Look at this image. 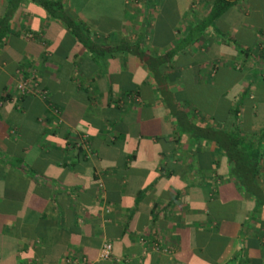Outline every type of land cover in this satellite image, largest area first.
I'll list each match as a JSON object with an SVG mask.
<instances>
[{
  "label": "crops",
  "instance_id": "crops-1",
  "mask_svg": "<svg viewBox=\"0 0 264 264\" xmlns=\"http://www.w3.org/2000/svg\"><path fill=\"white\" fill-rule=\"evenodd\" d=\"M8 1L0 0V264H264V207L252 211L224 157L217 178L214 145L194 147L180 133L133 52L139 40L151 55L180 45L161 67L169 90L213 86L230 109L242 101L243 132L264 131V20L252 15L255 0H237L182 47L212 0H116L108 21L100 0H65L94 52L70 44L68 28L34 3L11 11ZM19 71L33 73L46 99L18 95ZM84 135L89 149L79 153Z\"/></svg>",
  "mask_w": 264,
  "mask_h": 264
},
{
  "label": "trees",
  "instance_id": "trees-1",
  "mask_svg": "<svg viewBox=\"0 0 264 264\" xmlns=\"http://www.w3.org/2000/svg\"><path fill=\"white\" fill-rule=\"evenodd\" d=\"M29 1L40 7L46 14V17L52 20H59L72 34V42L83 45L86 49L94 52L98 46L90 39L89 33L82 20L76 15L71 18L66 9L65 0H9L11 11ZM237 0H212L210 9L206 17L196 26L188 29L187 34L181 41V47L192 40L198 32H203L210 27L215 20L227 13ZM180 45L167 52L164 56L151 55L142 50V41L139 40L133 47L134 53L147 67L150 75L155 80L158 91L162 97L163 103L169 109L174 117L181 134H185L187 139L191 140L195 147L200 141L205 145L213 144L218 154V159L214 161L213 173L217 178L223 176L216 174L220 159H226L227 179L234 182L238 192L247 199L253 201V212L264 207V188L259 183L261 172L263 171L264 159V131L258 133H245L240 128L237 114L242 101L235 102L234 108L230 109V103L225 99L222 91L214 89L215 87L196 86L188 87L182 92H171L166 84L167 78L163 75L161 67L173 57ZM121 50H130V46L121 45ZM244 96L247 93L243 94ZM217 99V106L214 100ZM183 103L185 107H182ZM182 104V105H183ZM198 111L200 114L207 115L206 118L196 119L195 122L189 117V113ZM216 113H215V112ZM209 116V117H208ZM218 116V117H217ZM199 121V124H197ZM79 153H83L82 146L76 147ZM199 158H203L208 151H200L196 148ZM200 169H205L204 164L200 162ZM9 206H14L8 202ZM0 209H3L0 203Z\"/></svg>",
  "mask_w": 264,
  "mask_h": 264
},
{
  "label": "built area",
  "instance_id": "built-area-1",
  "mask_svg": "<svg viewBox=\"0 0 264 264\" xmlns=\"http://www.w3.org/2000/svg\"><path fill=\"white\" fill-rule=\"evenodd\" d=\"M16 89L20 97L26 96L29 94L37 95L42 99H46V91L39 88L38 83L35 79L33 73L23 74L21 71L18 72V80ZM82 146L85 149H89L88 138L86 135L76 142L75 147ZM155 251H160L161 247L159 245H154ZM112 251V244L110 242H105L100 251V256L102 259L106 260L110 257Z\"/></svg>",
  "mask_w": 264,
  "mask_h": 264
},
{
  "label": "rangeland",
  "instance_id": "rangeland-1",
  "mask_svg": "<svg viewBox=\"0 0 264 264\" xmlns=\"http://www.w3.org/2000/svg\"><path fill=\"white\" fill-rule=\"evenodd\" d=\"M139 1H142V0H139ZM175 1H173V0H168V3H169V7L174 3ZM115 3H116V5L118 4V2L116 1V0H100V5L98 6V7H100V11H98V12H100L99 13V16L100 17H102L103 18V16H104V18H103V20L105 21V20H109V18H113L112 16H114V15H116L117 16V14H118V12H119V8L118 7H116L115 9L114 8H112V7H114V5H115ZM70 7V6H69ZM97 7V8H98ZM168 6H167V11H166V13H165V16L164 17H166V20L168 19L169 21H171V19H172V16H174L173 14H172V12H171V8H169ZM71 8H72V11H73V13L74 14H76L77 16H78V8H77V5L76 4H73L72 6H71ZM87 7H85V9H86ZM138 9H139V11L141 12V3H139V6L137 7ZM88 9H92V8H88ZM85 11L86 10H84V13H85ZM165 11V10H164ZM251 12H252V15H256V14H258V15H260L261 16V18L264 20V0H255V1H253L252 3H251ZM73 14V15H74ZM103 15V16H102ZM253 17V16H252ZM101 18V19H102ZM158 22L159 23H161L162 22V19L160 20V18L158 19ZM105 23V22H104ZM106 24V26L108 25L107 23H105Z\"/></svg>",
  "mask_w": 264,
  "mask_h": 264
}]
</instances>
